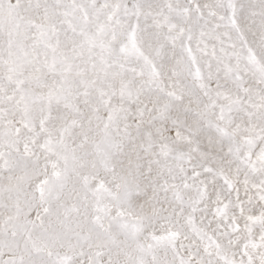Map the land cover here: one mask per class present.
Instances as JSON below:
<instances>
[{
  "label": "snow or ice",
  "instance_id": "obj_1",
  "mask_svg": "<svg viewBox=\"0 0 264 264\" xmlns=\"http://www.w3.org/2000/svg\"><path fill=\"white\" fill-rule=\"evenodd\" d=\"M0 264H264V0H0Z\"/></svg>",
  "mask_w": 264,
  "mask_h": 264
}]
</instances>
